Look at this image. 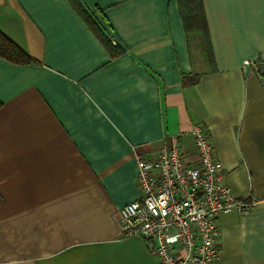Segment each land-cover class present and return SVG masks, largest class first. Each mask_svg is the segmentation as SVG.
Returning <instances> with one entry per match:
<instances>
[{
    "label": "crops",
    "instance_id": "0c3cea01",
    "mask_svg": "<svg viewBox=\"0 0 264 264\" xmlns=\"http://www.w3.org/2000/svg\"><path fill=\"white\" fill-rule=\"evenodd\" d=\"M201 2L211 60L180 0H0L31 60L0 57V264H159L119 209L139 195L136 156L194 124L230 195L264 194V0ZM217 221L211 264H264V203Z\"/></svg>",
    "mask_w": 264,
    "mask_h": 264
},
{
    "label": "built area",
    "instance_id": "2783aa9c",
    "mask_svg": "<svg viewBox=\"0 0 264 264\" xmlns=\"http://www.w3.org/2000/svg\"><path fill=\"white\" fill-rule=\"evenodd\" d=\"M116 45L115 40H111ZM190 135L197 162L184 158L179 137ZM201 124L173 136L149 157L136 156L138 197L119 209L124 237H138L159 264H211L217 254L220 214L247 215L264 194L234 198Z\"/></svg>",
    "mask_w": 264,
    "mask_h": 264
},
{
    "label": "trees",
    "instance_id": "16d2710c",
    "mask_svg": "<svg viewBox=\"0 0 264 264\" xmlns=\"http://www.w3.org/2000/svg\"><path fill=\"white\" fill-rule=\"evenodd\" d=\"M181 10L184 15L185 20V28L187 31H194L199 29L202 34L203 39V51L205 52V56L208 59H212L211 46L209 42V36L207 32V26L203 14L202 2L201 0H180ZM190 17L192 19H190ZM197 23V24H196ZM108 44L111 47H115L116 45H112L108 40ZM0 57L15 63V64H25L30 63V58L10 39L5 37L0 32Z\"/></svg>",
    "mask_w": 264,
    "mask_h": 264
},
{
    "label": "rangeland",
    "instance_id": "374dc122",
    "mask_svg": "<svg viewBox=\"0 0 264 264\" xmlns=\"http://www.w3.org/2000/svg\"><path fill=\"white\" fill-rule=\"evenodd\" d=\"M190 19H192V18L190 17ZM193 34L195 35V39H196L195 47H197V49L198 48L202 49V52L205 54V52L203 51V45H204V43H203L201 31H199V29L194 30L193 31Z\"/></svg>",
    "mask_w": 264,
    "mask_h": 264
}]
</instances>
